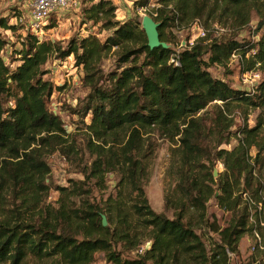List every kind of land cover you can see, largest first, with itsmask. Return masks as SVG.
<instances>
[{
  "label": "trees",
  "instance_id": "1",
  "mask_svg": "<svg viewBox=\"0 0 264 264\" xmlns=\"http://www.w3.org/2000/svg\"><path fill=\"white\" fill-rule=\"evenodd\" d=\"M159 1L163 7L153 19L167 48L150 49L137 19L117 21L111 0H88L81 12L82 23L111 31L102 41L89 33L62 47L26 32L11 67L3 58L8 42L0 36V264H22L28 256L93 264L97 254L112 264H230L229 254L238 256L240 240L253 229L263 246L253 252H264L258 211L253 207L250 222L251 206L241 200L243 193L257 194L252 169L260 157L264 161V78L249 93L209 71L225 66L234 53L241 73L264 72V0ZM144 4L136 1L133 8ZM252 13L258 20L252 41L206 35L191 46L186 41L178 53L170 47L180 41L168 29L182 31L203 17L241 29ZM10 19L0 18V28L15 30ZM110 53L116 67L104 72L102 61ZM52 56L71 57L82 68L88 93L74 112L82 119L84 148L94 157L80 171L82 179L55 187V207L45 203L47 158L59 153L79 161L81 152L49 109L51 95L61 89L45 78L44 65ZM236 109L258 110L254 126H237ZM150 135L173 146L174 186L164 203L170 218L151 209L143 189L155 151ZM231 140L236 143L229 150L220 148ZM252 150L256 153L249 157ZM215 160L225 168L217 178ZM108 174L118 177L115 194L98 205L90 200L91 185L104 189ZM211 201L229 214L224 226L208 212ZM202 230L215 237L204 239ZM145 237L149 243L143 245Z\"/></svg>",
  "mask_w": 264,
  "mask_h": 264
},
{
  "label": "rangeland",
  "instance_id": "2",
  "mask_svg": "<svg viewBox=\"0 0 264 264\" xmlns=\"http://www.w3.org/2000/svg\"><path fill=\"white\" fill-rule=\"evenodd\" d=\"M97 1V0H95ZM116 6L115 19L119 22H123L128 19H137L141 21L142 15L138 8H133V5H125L122 0H111ZM156 0H152L155 2ZM158 2H160L158 0ZM28 0H0V18L12 17L9 20V24L15 27V30H3L0 28V36L8 42L3 53L5 63H11V67H14L16 63L13 60L17 57L14 54V49L20 48V41L24 38L25 29L23 26L15 25L14 16L17 13H25ZM89 5L88 0H79V4L67 11H59L56 13L50 21H48V27L45 29V35L40 38V41L52 42L56 45L64 47L66 43L75 37L86 36L89 33L94 34L101 41L110 35L109 30L101 29L100 25H93L90 22L82 23V9ZM202 27L205 31V36L209 35L210 38H218L217 40H223L228 38H234L239 43L252 41L258 37L255 35V27L257 18L254 13L251 15V21L249 24L241 29H235L227 22L205 21V18L199 19ZM167 32L175 36L176 41H196L200 38L196 30H192L189 26L182 31L176 32L173 29H168ZM170 47L178 51L179 46L174 45ZM116 67V57L110 53L102 61V69L104 72L114 70ZM44 69L47 71L45 78L48 79L54 87H61L60 90H55L49 99V109L57 114L63 124L70 141H74L77 150L81 152V157L76 159L67 160L59 153L49 155L47 163L50 167V174L47 178V184L49 185L48 194L45 200L46 204L53 207L57 205L58 191L55 190L56 186H65L68 184V180H80L82 175L80 171L87 168L94 160V157L84 148V141L82 133L85 131L81 128L80 121L82 120L78 114L74 111H78L84 104L85 96L88 90L82 83L83 71L81 67H76L74 61L66 58L63 61L56 60L54 56L50 57ZM241 64L238 56L230 57L225 66L212 65L209 68L212 76L225 81L231 88L242 90L249 93H254V90L258 84L264 78V72L257 71L259 78L251 83L244 84L241 79ZM211 107V106H210ZM211 108H208L210 111ZM246 115V116H245ZM258 115V110L254 109H236L232 116H234L237 126L243 127L246 123L247 127H252L255 124V118ZM246 118V120H245ZM85 123L88 122V116L83 119ZM153 144L155 145V151L152 157L149 158L147 163L146 175L143 179V189L147 198V201L151 209L155 213H165L167 217H171L170 211H165L164 203L165 197L171 196V189L174 184V177L170 173L171 154L170 150L173 147L166 140H160L155 135H150ZM147 143V142H146ZM235 141L231 140L229 144H222L220 148L229 150ZM255 150L250 151L249 157H254ZM253 165V164H252ZM212 170L216 171L217 178L219 174L224 172L225 168L221 161L215 160L213 162ZM253 188L257 190V194L253 197L252 194L243 193L241 200L244 201L243 195L246 194L252 203L256 204V201H260L256 207L260 208L264 212V161L261 157L258 164L253 165L252 174ZM118 181V177L115 174H108L105 177V188L100 189L91 185L92 195L90 200L98 205L103 204L109 195L115 194V186ZM240 187L242 189L243 182L240 180ZM254 205L251 204L250 212H254ZM258 208L256 210H258ZM208 212H213L218 218V222L221 226H224L229 218V214L221 212L214 207V202L211 201L208 204ZM203 238H214V235L208 234L206 230L201 231ZM149 243L148 238H144V243ZM255 240L252 235H245L240 240L238 245V256H231L230 264H264V252L255 253L251 250ZM131 256L134 253L130 254ZM22 264H61L56 258L51 259H37L28 256ZM93 264H112L104 260L101 254H97Z\"/></svg>",
  "mask_w": 264,
  "mask_h": 264
},
{
  "label": "built area",
  "instance_id": "3",
  "mask_svg": "<svg viewBox=\"0 0 264 264\" xmlns=\"http://www.w3.org/2000/svg\"><path fill=\"white\" fill-rule=\"evenodd\" d=\"M140 1V0H122V2L125 5H133L134 2ZM79 4V0H28L27 8L25 10V13H18L14 17L15 25L23 26L25 29V32H29L30 34L37 37L39 40L45 35V29L48 27V21L59 11H67L74 7H76ZM163 6L158 0L155 2H152V0H145V4L138 8L140 14L142 16L147 15L151 17L152 19L158 16V11ZM190 27L192 30H196L198 32L200 38L205 37V31L202 27V24L199 19H195L191 24ZM174 30V29H173ZM193 44L192 41L188 42V45L191 46ZM187 46L186 41H183L180 46L179 50L175 51L178 53L181 51V49L185 48ZM231 57H235V54L233 53ZM69 60L71 57H67ZM171 62H173L175 65H178V63L174 62V60L171 59ZM259 78V73L257 71H250L241 73V79L244 84H248L251 82L256 81ZM244 201L247 202L249 206L251 204L256 207L254 203L250 200V198L244 194L243 195ZM258 207H256L257 209ZM258 222L260 226L264 225V212L261 211L260 208H258ZM254 216L250 215V222L254 223L253 220ZM252 237L255 240L254 245L252 246L251 250L256 251L262 250L263 246L261 243V239L259 237L258 232L253 229L252 231ZM232 255L229 254V257Z\"/></svg>",
  "mask_w": 264,
  "mask_h": 264
},
{
  "label": "water",
  "instance_id": "4",
  "mask_svg": "<svg viewBox=\"0 0 264 264\" xmlns=\"http://www.w3.org/2000/svg\"><path fill=\"white\" fill-rule=\"evenodd\" d=\"M140 25L142 30L144 31L146 40H147V46L150 49L157 48L161 46L162 48L169 47L167 44L160 42L159 39V33H158V27L159 23L155 22L154 19L151 17L144 15L141 18ZM213 176H216V171H213ZM101 224L102 226H106L107 222L105 219V216L102 215L101 217Z\"/></svg>",
  "mask_w": 264,
  "mask_h": 264
},
{
  "label": "crops",
  "instance_id": "5",
  "mask_svg": "<svg viewBox=\"0 0 264 264\" xmlns=\"http://www.w3.org/2000/svg\"><path fill=\"white\" fill-rule=\"evenodd\" d=\"M115 1V0H114ZM122 2V1H121Z\"/></svg>",
  "mask_w": 264,
  "mask_h": 264
}]
</instances>
